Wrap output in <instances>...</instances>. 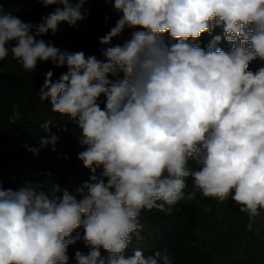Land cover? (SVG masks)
Returning <instances> with one entry per match:
<instances>
[{
  "label": "clouds",
  "instance_id": "clouds-1",
  "mask_svg": "<svg viewBox=\"0 0 264 264\" xmlns=\"http://www.w3.org/2000/svg\"><path fill=\"white\" fill-rule=\"evenodd\" d=\"M38 2L55 6L38 24L0 5V61L11 55L26 72L39 62L67 68L56 81L46 72L39 96L67 118L60 131L68 122L78 129L90 175L74 191L51 180L50 190L0 184V264H69V247L81 241L88 252L77 250L76 264H174L167 249L127 251L143 239L142 211L170 213L197 191L230 197L251 230L264 211V0H111L119 18L99 39L108 46L102 60L42 38L61 23L78 27L88 0ZM125 29L131 38L113 46ZM20 117L15 106L9 123ZM53 125H40L48 135L28 151L56 150Z\"/></svg>",
  "mask_w": 264,
  "mask_h": 264
},
{
  "label": "trees",
  "instance_id": "trees-1",
  "mask_svg": "<svg viewBox=\"0 0 264 264\" xmlns=\"http://www.w3.org/2000/svg\"><path fill=\"white\" fill-rule=\"evenodd\" d=\"M5 11L15 10L25 23L38 24L41 18L52 12L55 6L43 7L38 0H0ZM89 15L84 21L78 22V27H70L67 23H61L55 35L49 32L42 37L53 43L61 50L70 52L83 51L85 55H95L98 59H104L102 51L107 45H101L99 39L115 26L118 14L113 11L111 0H88L85 4ZM133 30L125 29L121 36L112 40L111 44L122 45L131 38ZM221 29L216 28L213 35L220 34ZM168 40V37L165 36ZM211 37L204 34L199 43L205 46ZM220 47L225 50L230 48L226 42ZM260 60H254L249 65V70L255 71L261 66ZM53 72V81L59 79L62 73L67 71L66 67L56 68L51 62H39L34 72H26L22 66L9 55L0 61V163L11 167L26 168V174L13 181L0 179L4 189L16 190L26 182H40L45 190H50L52 183H59L62 188L74 191L77 186L86 181L90 175L82 161L78 159V153L84 150L77 139L78 129L68 122V130L60 131L59 128L67 122L66 117L51 111L49 101H41L39 91L44 83L45 73ZM101 97V107H103ZM19 107L20 119L15 123H9V116ZM47 120H52L54 125L51 133L57 134L59 139L56 150L51 147L41 149L38 155L28 151V147H38V141L48 133L40 127ZM59 122L60 125H56ZM23 139L25 146L22 152H2L3 148L10 142ZM27 146V147H26ZM190 167L197 166L190 162ZM51 173V176L47 174ZM189 192L193 188V180L187 178ZM210 201V198H202L197 191V199L194 201H181L177 203L170 213L153 209L142 211L139 223L142 225V240H133L127 255H131L134 249H142L145 255L152 254L155 250L167 249L172 256L174 264H216L210 252L198 247L201 206ZM229 209L240 218L248 215L240 211L239 205L229 197ZM264 216V211L261 212ZM82 232V229L79 230ZM80 250L87 254L88 249L83 242L70 246L68 255L69 264H76L74 253ZM106 255V253H102Z\"/></svg>",
  "mask_w": 264,
  "mask_h": 264
},
{
  "label": "rangeland",
  "instance_id": "rangeland-1",
  "mask_svg": "<svg viewBox=\"0 0 264 264\" xmlns=\"http://www.w3.org/2000/svg\"><path fill=\"white\" fill-rule=\"evenodd\" d=\"M25 142L19 139L6 145L2 152L19 153ZM26 168L0 163V179L13 181L23 177ZM224 202L210 198L201 206L198 247L211 253L216 264H264V216L250 219L232 213Z\"/></svg>",
  "mask_w": 264,
  "mask_h": 264
}]
</instances>
